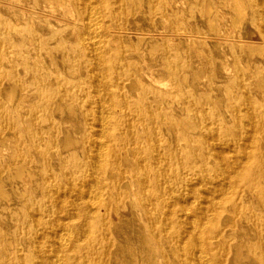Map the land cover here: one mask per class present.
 <instances>
[{
  "label": "bare ground",
  "instance_id": "bare-ground-1",
  "mask_svg": "<svg viewBox=\"0 0 264 264\" xmlns=\"http://www.w3.org/2000/svg\"><path fill=\"white\" fill-rule=\"evenodd\" d=\"M229 10L197 60L136 33L165 0H0V264H264V0Z\"/></svg>",
  "mask_w": 264,
  "mask_h": 264
},
{
  "label": "rangeland",
  "instance_id": "rangeland-1",
  "mask_svg": "<svg viewBox=\"0 0 264 264\" xmlns=\"http://www.w3.org/2000/svg\"><path fill=\"white\" fill-rule=\"evenodd\" d=\"M165 1L167 5V19H161L156 16L152 19L141 20L139 24L142 28L136 31V33L143 34L148 41L152 40V43H162L164 47H168L169 49H171V46L168 45V41H178L180 39L184 43V46H194V52H201V55L196 58L197 60H204L205 57L210 58L213 52L209 54V51L201 44L202 42L209 43L206 37L205 10L207 7H210L212 11L220 10V13L224 14L226 18L231 14V10H229L230 0ZM16 64L19 63L16 62ZM211 71L212 61L210 60L206 67L207 75ZM217 72L222 73L218 68ZM18 74L20 76L19 72ZM19 85L21 84H15L16 91L17 93L19 92L18 95L21 88ZM6 86L10 88L13 85L9 82V85ZM243 264L246 263L243 261Z\"/></svg>",
  "mask_w": 264,
  "mask_h": 264
}]
</instances>
